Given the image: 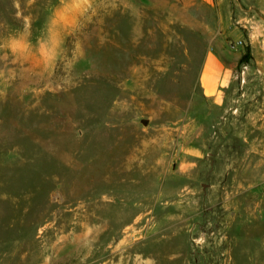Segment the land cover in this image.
Returning a JSON list of instances; mask_svg holds the SVG:
<instances>
[{
	"label": "rangeland",
	"instance_id": "obj_1",
	"mask_svg": "<svg viewBox=\"0 0 264 264\" xmlns=\"http://www.w3.org/2000/svg\"><path fill=\"white\" fill-rule=\"evenodd\" d=\"M260 2L220 40L200 0H0V264H264Z\"/></svg>",
	"mask_w": 264,
	"mask_h": 264
},
{
	"label": "crops",
	"instance_id": "obj_2",
	"mask_svg": "<svg viewBox=\"0 0 264 264\" xmlns=\"http://www.w3.org/2000/svg\"><path fill=\"white\" fill-rule=\"evenodd\" d=\"M214 13L218 15V35L222 40L227 30H235V18L242 19L244 15L243 7H248L249 12H260V0H200ZM258 8V9H256ZM263 10V9H261ZM264 13V12H263ZM224 30V32H222ZM226 55L210 53L206 57L204 72L202 76V87L204 94L208 97L218 98L221 100L228 99L232 91L235 90L238 84V75L235 71V65H227ZM227 103V102H226ZM228 104V103H227ZM233 124L236 126L235 134H240L241 139L247 141L246 136L251 135L249 132L239 131L237 126H241L242 122L238 119H227L226 125L230 127ZM226 131V135H227ZM245 136V138H244ZM251 139V138H250Z\"/></svg>",
	"mask_w": 264,
	"mask_h": 264
},
{
	"label": "clouds",
	"instance_id": "obj_3",
	"mask_svg": "<svg viewBox=\"0 0 264 264\" xmlns=\"http://www.w3.org/2000/svg\"><path fill=\"white\" fill-rule=\"evenodd\" d=\"M61 44H56L54 46L41 45L40 46L41 58L48 63L54 62L56 58L61 54ZM8 50L12 52L13 55H24V51L19 49H14L13 47H11V45L9 46Z\"/></svg>",
	"mask_w": 264,
	"mask_h": 264
},
{
	"label": "trees",
	"instance_id": "obj_4",
	"mask_svg": "<svg viewBox=\"0 0 264 264\" xmlns=\"http://www.w3.org/2000/svg\"><path fill=\"white\" fill-rule=\"evenodd\" d=\"M251 51H250V48H248V51H247V54L245 55V57L243 58V60L241 61V64L243 63H249L250 60H251Z\"/></svg>",
	"mask_w": 264,
	"mask_h": 264
},
{
	"label": "water",
	"instance_id": "obj_5",
	"mask_svg": "<svg viewBox=\"0 0 264 264\" xmlns=\"http://www.w3.org/2000/svg\"><path fill=\"white\" fill-rule=\"evenodd\" d=\"M145 124H147V122H145Z\"/></svg>",
	"mask_w": 264,
	"mask_h": 264
}]
</instances>
